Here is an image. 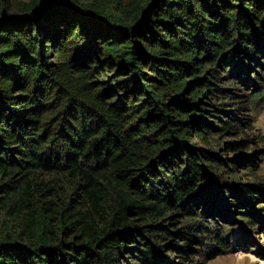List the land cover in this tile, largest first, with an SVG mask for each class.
<instances>
[{"label":"trees","instance_id":"16d2710c","mask_svg":"<svg viewBox=\"0 0 264 264\" xmlns=\"http://www.w3.org/2000/svg\"><path fill=\"white\" fill-rule=\"evenodd\" d=\"M3 1L0 204L19 233L0 264H174L162 241L201 233L221 255L197 222L264 186L221 184L206 146L237 129L227 92L264 61V0Z\"/></svg>","mask_w":264,"mask_h":264},{"label":"rangeland","instance_id":"374dc122","mask_svg":"<svg viewBox=\"0 0 264 264\" xmlns=\"http://www.w3.org/2000/svg\"><path fill=\"white\" fill-rule=\"evenodd\" d=\"M29 1L5 0L3 3L13 8L22 2ZM123 1L128 2L129 0ZM234 75L232 80L237 83L229 86L227 95H234L236 99L230 100V103L226 102L225 111L229 113V116L233 115L238 118L236 120L237 129L226 135L216 136V142L214 141L211 146H206V148H209L214 155L220 158L221 165L224 164L221 169L219 168V172L215 171L220 176L221 184L230 185L240 182L258 183L264 186V97L257 102H253V97H251L252 92L261 93L264 91V61L252 64L250 69L237 67ZM220 116L227 119L222 114ZM226 143H244V146L226 151L224 146ZM203 147L205 148V145ZM235 159L239 161L238 164L234 162ZM255 196L257 197L255 205L243 207L241 211L244 213L225 210V214L217 215L215 213L218 216L216 218L207 215L205 221L197 222V226L205 229L209 227L212 232L218 234L219 229L218 232L214 231L215 223H217L224 231L223 241L227 238L228 248L223 250L218 257L212 259L218 246L215 240L209 239L203 233L197 236L198 238L202 236L203 241L196 238L202 242V245L162 241L165 248L162 250L161 256L170 259L174 264H264V193L261 195L256 193ZM260 208L262 211H259ZM6 232L17 236L19 233L18 224L0 204V240ZM171 245H178L180 249L187 248L185 251L191 257L194 255L191 254L193 251L196 254L189 261H185L178 257L180 254L176 253V249ZM169 252H173V256Z\"/></svg>","mask_w":264,"mask_h":264}]
</instances>
